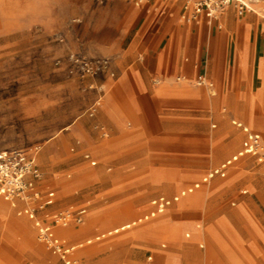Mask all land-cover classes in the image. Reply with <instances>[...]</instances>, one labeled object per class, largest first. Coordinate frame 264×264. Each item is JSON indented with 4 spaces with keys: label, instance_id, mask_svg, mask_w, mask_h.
Returning <instances> with one entry per match:
<instances>
[{
    "label": "rangeland",
    "instance_id": "1",
    "mask_svg": "<svg viewBox=\"0 0 264 264\" xmlns=\"http://www.w3.org/2000/svg\"><path fill=\"white\" fill-rule=\"evenodd\" d=\"M125 11L118 0H0V148L34 153L47 142L52 145V158H38L39 188L46 204L39 215L77 210L82 217L79 227L57 229L70 242L84 243L79 264H264V246L247 219L264 232V165L251 155L232 165L226 178L203 184L157 217L85 243L147 214L154 198L179 194L246 147L248 135L233 119L259 132L264 142V126L249 124L244 110L230 104V95L245 92L243 83L218 89L215 82L210 87L208 78L200 84L202 78L189 82L175 76L174 84L185 81L191 88L206 89L212 100H204L188 117L175 114L162 101L159 108L140 102L137 117L124 118L118 138L117 128L100 114L101 105L90 116L97 91L85 87L87 77L70 75L68 65H57L56 58L73 50L88 58H110L113 64L110 49ZM250 13L264 19L259 11ZM219 20L214 19V25L219 26ZM95 77L115 78L107 73ZM161 84L156 80V86ZM252 107L264 117V98ZM73 121L74 130L60 133ZM233 139L228 155L214 162L211 152ZM10 207L0 198V264H64L39 241L33 222ZM179 208L193 216L194 228L201 224L203 237H186L189 228L177 238L153 228L175 221ZM220 217L237 240L218 229ZM246 245L258 248L254 261L246 255ZM158 254L172 262H163Z\"/></svg>",
    "mask_w": 264,
    "mask_h": 264
},
{
    "label": "crops",
    "instance_id": "2",
    "mask_svg": "<svg viewBox=\"0 0 264 264\" xmlns=\"http://www.w3.org/2000/svg\"><path fill=\"white\" fill-rule=\"evenodd\" d=\"M118 2L120 5L126 7V11L119 21L118 37L112 42L110 49V52L115 55L113 69L116 76L113 79L109 77L100 79L98 77L88 76L84 80L86 88L95 89L97 91L98 96L96 97L95 102L100 100L101 103V101H103V103L100 104V114L108 117L106 118L107 122L117 128L119 132V134L116 135L117 138L123 131L122 126L124 118L127 115L137 117V112L140 109V102L148 101L152 106L159 108L161 104L159 102L162 101L164 102V107L172 109L173 112L175 111V114L182 117H188V115H191L190 112H194L193 109L203 107L202 103L204 100H212V94L206 89L196 87L191 88V86L185 81L174 84L173 79L175 76H177L179 80L183 77L189 82L195 81L198 78H208L213 82V86L214 82L218 85V89L225 84H231L233 88H236L242 83L246 84L247 87L243 94L237 93L230 95V104H234L244 110L249 124H258L260 127L264 126V117L258 116L252 107L253 102L264 98L263 18L250 12L239 14L233 7H230L221 15L218 26L217 23H215V25L213 22L210 23L209 14L207 12L200 14L198 20L184 19L182 14L184 12L189 13L188 10H184L185 0H151L142 5H137L133 0H118ZM71 51L73 50L66 52L61 57H57L56 61L61 60V65L69 66L70 63L67 56ZM158 79L162 80L160 86L155 85V82ZM255 88H257L256 92ZM260 92L262 94L261 96H259ZM249 96L251 97L250 100L252 102L248 107L247 102ZM257 96L259 97L256 98ZM212 113L214 115L213 106ZM194 114L197 116L196 113ZM232 123L243 131L244 129L240 127L238 123L249 128L252 133L260 134L245 125L242 121L233 119ZM75 127L76 121H73L63 127L60 133L63 131L74 130ZM52 140H56V137H53ZM48 143L49 142L42 146L40 152L35 151L34 153H31L29 151L35 158L38 166V158H52V145ZM234 143L235 140L233 139L225 146L211 152L212 160L215 162L228 155L233 148ZM239 151H237L236 154ZM87 155L89 156L87 157ZM85 158L91 159V154L86 153ZM227 159L217 166L210 168L201 179L187 188L200 182L201 186L195 189L192 193L200 189L203 184L208 183L203 182V178L214 168L219 167ZM93 162H95V164L97 163L96 160L91 161L92 164ZM231 166L227 169L226 176L222 177L217 175L212 179L226 178ZM212 179H210L209 182ZM39 180L40 179L32 180L31 182L33 189L41 192L42 201H44L43 196L45 192L40 190ZM246 193L247 191L243 192V194ZM189 194L191 193H188L187 195ZM177 195L165 197L173 198ZM185 196H182L181 198ZM262 196L264 197V194H262ZM1 199L4 200L3 198ZM179 201L173 202L166 210ZM5 202L13 207L9 202ZM235 204V201L232 202V205ZM24 205V202H20L18 207L22 208ZM14 209L18 211L17 208ZM152 209L153 206L151 204V210ZM73 210L79 215L77 210ZM55 213L57 212H45L43 213L42 218H44L45 221L50 222L52 215ZM162 213H159L158 215ZM169 215L167 214L165 217ZM143 216H140L137 219ZM173 216H176L175 221L171 223L157 224V226L154 224L153 228L165 230L170 233L173 238H177L179 233L186 228H189L191 231L186 234V237H190L191 233L194 235V238L204 236V229H200L201 224H197L196 228H194L191 222L193 216L186 213L182 208H179ZM155 217H151L144 221H148ZM137 219L131 220L117 228L126 226ZM247 219L249 221V226H251L252 230L256 233V236L264 246V232L261 230L260 226L254 224L248 216ZM218 221L220 222L217 224L218 229L231 239L237 240L236 234L232 228L226 224V221L221 217ZM140 223H137L136 225ZM72 225H74V228H77L80 224ZM136 225H132L130 228L121 231L131 229ZM58 227L59 226H55L56 233L60 237L68 240L65 235L59 233L57 229ZM166 246V243H162L161 245L163 248ZM199 246L200 248H204L205 244L200 243ZM47 247L54 255L61 259L52 248L49 246ZM244 247V251L248 258L254 261L258 253V248L254 245H246ZM158 257L163 262H172L171 259L164 254H158ZM215 257L216 256L214 255V262H218V259ZM151 258L152 257H150V259Z\"/></svg>",
    "mask_w": 264,
    "mask_h": 264
},
{
    "label": "built area",
    "instance_id": "3",
    "mask_svg": "<svg viewBox=\"0 0 264 264\" xmlns=\"http://www.w3.org/2000/svg\"><path fill=\"white\" fill-rule=\"evenodd\" d=\"M98 1L105 2L107 0ZM148 1L151 0H133L137 5H142ZM230 7H233L239 14L257 13L259 11L264 16L263 0H185L184 10H188L189 13L184 12L182 17L186 20H198L200 14L207 12L210 23H212L214 19L221 17ZM67 59L70 63L68 67L69 74L78 76L81 79H85L88 76L95 77L102 73H107L111 77L116 76L110 58H88L71 51ZM56 64L60 65L61 60H57ZM204 82L205 79L202 78L199 83L203 84ZM212 86L213 84L211 83L210 87ZM99 105L100 100L90 107V116L95 115ZM238 125L248 134L249 143L237 154L209 172L203 178V182H209L210 179L217 175L226 176L227 169L246 155L254 156L260 164L264 165V142L262 136L258 133H252L249 128L241 123H238ZM41 176L42 172L35 158L28 150L22 148H0V197L9 202L14 208H17L18 215H26L33 221L39 241L52 248L60 256L64 264H79L78 252L84 243H73L60 237L56 233L55 226L67 227L71 224H80L82 217L77 215L72 208H68L53 214L50 222L45 221L39 214L44 212L46 204L42 201L41 192L34 190L31 182L32 180L40 179ZM200 186L201 183L198 182L173 198L157 197L151 201L153 209L148 214L126 226L98 234L86 240L85 243L91 244L93 241L101 240L107 235L118 233L121 230L130 228L132 225L155 217L159 213L164 212L173 202L179 201L182 196L192 193ZM20 202L25 203L22 208L18 207Z\"/></svg>",
    "mask_w": 264,
    "mask_h": 264
},
{
    "label": "bare ground",
    "instance_id": "4",
    "mask_svg": "<svg viewBox=\"0 0 264 264\" xmlns=\"http://www.w3.org/2000/svg\"><path fill=\"white\" fill-rule=\"evenodd\" d=\"M234 23V22H233Z\"/></svg>",
    "mask_w": 264,
    "mask_h": 264
}]
</instances>
